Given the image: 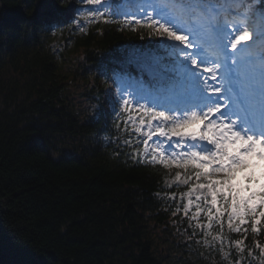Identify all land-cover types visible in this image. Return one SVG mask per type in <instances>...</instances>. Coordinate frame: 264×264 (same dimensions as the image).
Returning a JSON list of instances; mask_svg holds the SVG:
<instances>
[{
	"label": "trees",
	"instance_id": "1",
	"mask_svg": "<svg viewBox=\"0 0 264 264\" xmlns=\"http://www.w3.org/2000/svg\"><path fill=\"white\" fill-rule=\"evenodd\" d=\"M243 2L264 18V0ZM67 9L68 0H0V264H262L253 245L264 247V229L255 237L249 226L244 253L226 248L227 259L198 247L179 199L188 188L166 184L177 170L133 157L142 147L124 145L120 107L79 117L66 99L78 75L100 106L110 74L146 78L129 58L164 53L152 33L115 18L79 33Z\"/></svg>",
	"mask_w": 264,
	"mask_h": 264
},
{
	"label": "snow or ice",
	"instance_id": "2",
	"mask_svg": "<svg viewBox=\"0 0 264 264\" xmlns=\"http://www.w3.org/2000/svg\"><path fill=\"white\" fill-rule=\"evenodd\" d=\"M242 3L86 0L97 13L90 19L112 24L115 18L132 33L143 29L152 33L150 40L161 41L156 47L164 55H150L163 75L158 84L141 85L128 95L121 90L120 115L126 118L118 128L122 124L120 131L130 137L125 146L142 147L132 153L141 163L177 169L168 187L188 188L179 199L183 217L190 215L194 231L205 236L197 244L219 246L224 259L226 248L244 253L249 226L255 237L264 229V51H252ZM201 217L207 223H199ZM213 227L220 233L213 235ZM225 227L244 239L230 244ZM253 247L264 260V247ZM248 257L255 259L251 251Z\"/></svg>",
	"mask_w": 264,
	"mask_h": 264
},
{
	"label": "rangeland",
	"instance_id": "3",
	"mask_svg": "<svg viewBox=\"0 0 264 264\" xmlns=\"http://www.w3.org/2000/svg\"><path fill=\"white\" fill-rule=\"evenodd\" d=\"M240 9H241V5H240ZM124 10L125 11L134 10V8L133 9L124 8ZM240 13L241 14L244 13V10H241ZM95 14H97L95 9L91 8L90 6H87L86 0H68V9L65 14L66 15L65 20L67 24L70 25L71 29L80 33L83 30H85L87 24L90 21H92L90 17H93ZM121 17L130 18L123 15H121ZM229 18L231 19L232 17ZM247 20H248L249 30L252 33V39L249 41V43L252 45L253 53L259 54L261 51H264V18L263 16L256 13L254 14L253 17L251 16L247 17ZM129 59H130L129 61H132L131 63L135 66V68L140 70L141 74H146V78L148 79V81H145L146 78H140L136 81H132V79L127 75L123 76L118 73L110 74L107 81L108 83L106 84L103 101L100 102V106L97 103L96 98L92 93L93 85H91L92 83L90 81L82 80V77L78 75L77 80L72 81L71 84L68 85L66 99H68V102L76 108L80 118H88L90 116H94V114H97L99 110L104 114L113 115V113L116 111V107H120V93L122 89H127V91L124 92V95H128V92H131L133 88L139 89L141 85H143L144 87H148L149 85H155L159 83V76L163 75V73L160 72V70L152 64L151 56L136 57L134 60L133 59L131 60V58ZM164 63H170V62L164 61ZM171 169L174 170L175 168H171ZM257 175H259L258 172ZM215 178L223 179L224 177L219 176ZM173 179L174 176L172 178L167 179L166 184L169 185L170 183H172ZM237 180H239L241 184L243 183L239 176L237 177ZM183 183L184 182L182 180L180 184L183 185ZM186 221L192 223V227L190 228V233L191 235H193L192 238H194L196 242L200 241V239H197L198 237L194 235L196 233H199L200 231L199 230L194 231L195 222L191 221V216H189V218L186 219ZM179 224H177L176 226L182 227L183 230L181 229V231H183V233L181 234H183V237L186 239L185 242H188L189 238L186 235L185 228H183L182 223ZM173 236L174 234H172V237ZM174 238L177 239V237ZM197 245L199 247L202 244L201 245L197 244ZM191 260L192 259H190L188 263H191ZM253 264H259V263L254 262ZM262 264H264V260H262Z\"/></svg>",
	"mask_w": 264,
	"mask_h": 264
}]
</instances>
